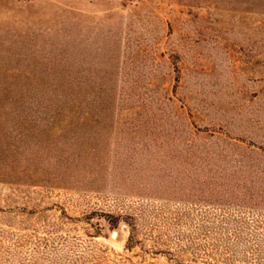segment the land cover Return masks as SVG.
I'll list each match as a JSON object with an SVG mask.
<instances>
[{
    "label": "rangeland",
    "instance_id": "1",
    "mask_svg": "<svg viewBox=\"0 0 264 264\" xmlns=\"http://www.w3.org/2000/svg\"><path fill=\"white\" fill-rule=\"evenodd\" d=\"M0 264H264V0H0Z\"/></svg>",
    "mask_w": 264,
    "mask_h": 264
},
{
    "label": "bare ground",
    "instance_id": "2",
    "mask_svg": "<svg viewBox=\"0 0 264 264\" xmlns=\"http://www.w3.org/2000/svg\"><path fill=\"white\" fill-rule=\"evenodd\" d=\"M114 236H115V233H114Z\"/></svg>",
    "mask_w": 264,
    "mask_h": 264
}]
</instances>
